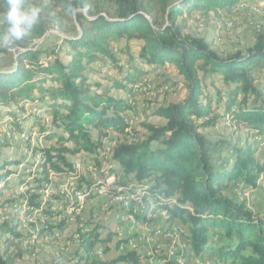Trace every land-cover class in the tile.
I'll return each instance as SVG.
<instances>
[{
	"label": "trees",
	"instance_id": "obj_1",
	"mask_svg": "<svg viewBox=\"0 0 264 264\" xmlns=\"http://www.w3.org/2000/svg\"><path fill=\"white\" fill-rule=\"evenodd\" d=\"M240 1L24 0L25 7L42 8L41 19L13 47H0V120L8 116L21 131L28 123L31 130L38 127L45 141H55L39 149L42 159L33 164L38 168L34 185L50 182L51 172H73L76 167L69 155L108 154L104 146L108 131L124 132L130 127L125 114L132 105L109 92V87L134 98L142 76L159 67L175 66L187 86L186 97L157 108L154 114L165 118L166 124L148 125L149 135L140 141L116 144L110 152L112 159L145 195L164 196L159 205L184 226L187 254H210L223 264H264V219L246 201L228 193L236 185L255 186L264 174L256 139L264 140V85L255 75L256 69L264 67V34H258L246 52L224 56L204 37L185 33L184 22H178L195 12L221 16ZM6 9V0H0V12ZM51 27L64 36L69 48L66 59L60 51L36 44ZM94 64L116 70L121 79H106L112 86L92 79ZM214 76H221L231 88L222 105L224 115L213 113L212 97L204 88L205 79ZM222 116L249 132L243 143L208 137L205 129L217 126ZM226 151L231 152L229 160L224 159ZM15 163L19 161L0 162V189L9 186L11 175L18 174L10 167ZM18 178L29 185L24 174ZM172 197L176 198L174 207L168 206L167 199ZM27 198L33 204L32 197ZM65 222L58 226L62 229ZM17 228L5 221L0 224V235L20 236ZM101 229L96 224L82 236L84 253L73 264L82 260L84 264H141L136 251L111 260L92 257L100 243L108 250L109 237H101ZM53 230L47 223L38 233L50 237ZM123 242L118 240L116 248ZM18 257L0 248V264H16Z\"/></svg>",
	"mask_w": 264,
	"mask_h": 264
},
{
	"label": "rangeland",
	"instance_id": "obj_2",
	"mask_svg": "<svg viewBox=\"0 0 264 264\" xmlns=\"http://www.w3.org/2000/svg\"><path fill=\"white\" fill-rule=\"evenodd\" d=\"M241 3L243 6H238ZM222 13L221 16H217L213 12L208 14L195 12L184 15L178 22H184L185 33L204 37L224 56L236 51L246 52L253 46L256 36L264 34V0H242ZM1 28L2 24L0 32ZM63 39V34L51 27L45 37L36 44L42 48L56 49L61 52V57L66 59L69 48ZM30 45H34V42ZM131 48L134 52L137 50L135 45ZM93 67L96 72H91L90 77L102 81L104 85L112 86L106 79H121L116 70L102 64H94ZM255 75L258 76L257 82L264 85V67L256 69ZM205 80L204 88L212 97L213 113L224 115L222 105L231 88L222 81L221 76H214L213 80L207 77ZM182 81L177 68L166 65L140 78L135 88L138 96L134 98L128 97L124 91H115L109 87V92L125 97L132 105V109L125 114L130 127L124 132L108 131L109 137L104 139L105 151L108 154L82 153L80 158L69 155L75 164V170L70 174L51 172L50 182L45 181L41 187L34 185L38 168L33 164L42 159L39 149L55 141H45L39 135L38 127L31 130L28 123L23 124L21 131L10 123L8 116L0 120V162L19 161L10 166L18 174L11 175L8 180L9 186L0 189V224L5 221L17 224V231L20 234L15 236L9 233L3 237L0 235V248L19 255L16 264L76 263L81 253H84L82 249L80 250L82 236L96 224L102 225L101 237H109L108 250L105 251L104 243H100L93 250L92 257L106 260L116 258L122 254L121 246L126 245L134 234L135 243H140L135 251L140 255L141 264H165L167 258L175 264H223L217 262L210 254L198 258L187 254L185 247H181L182 251L172 252L169 247L172 245L170 240L173 239L166 240L164 235L173 225L179 227L180 222L171 216L167 208L159 205L161 200L165 199L164 196L145 195L144 190L135 181H128L120 172L119 164L112 159L110 153L116 144L144 139L149 135L148 125H165L167 120L155 115L154 111L172 102L182 101L186 97L188 89ZM218 98L220 104L217 103ZM205 132L210 138H228L241 143L249 133L227 116H222L217 126L209 127ZM93 135L97 136L98 132L93 131ZM256 139L257 155L264 162V140ZM230 154V151H226L223 154L224 159L229 160ZM20 174H24L29 185L20 182L18 178ZM83 178L87 181L83 182ZM115 181H124L126 184L120 186L119 182ZM88 183L96 185L89 187ZM79 191L82 192L81 195L77 194ZM118 193L124 194L125 199H114ZM228 193L237 201H246L248 208L264 219V174L260 175L255 186L236 185ZM29 196L32 197L33 204L29 202L27 198ZM143 196L150 199H145L141 206ZM167 201L168 206L176 205L175 197ZM127 202L130 209H127ZM162 210L165 214L156 215V212ZM64 219L66 222L61 229L58 225ZM47 223L54 226L50 237L38 233V230ZM81 225L88 228L84 234L76 235ZM156 230L159 233L157 236ZM182 238L185 239L184 236ZM122 239L124 242L119 249L116 248V242ZM130 251H133L130 247L123 248V253ZM84 263L82 260L81 264Z\"/></svg>",
	"mask_w": 264,
	"mask_h": 264
},
{
	"label": "clouds",
	"instance_id": "obj_3",
	"mask_svg": "<svg viewBox=\"0 0 264 264\" xmlns=\"http://www.w3.org/2000/svg\"><path fill=\"white\" fill-rule=\"evenodd\" d=\"M6 11L0 12V24L5 25L0 32V47L11 48L23 40L41 19L42 8L25 7L24 0H6Z\"/></svg>",
	"mask_w": 264,
	"mask_h": 264
},
{
	"label": "built area",
	"instance_id": "obj_4",
	"mask_svg": "<svg viewBox=\"0 0 264 264\" xmlns=\"http://www.w3.org/2000/svg\"><path fill=\"white\" fill-rule=\"evenodd\" d=\"M238 6H243V4L241 3V4H239ZM125 195L124 194H117V196H115L114 197V199H116V200H124L125 199ZM145 199H150L149 197H147V198H144V196H143V199H142V202H140L141 203V206L143 205V203H144V200ZM127 209H130V205H129V203L127 202ZM161 215V214H165L164 213V210H162L161 212H156V215ZM88 227H83V225H81V229H80V231L76 234V235H82V234H84L85 233V229H87ZM170 233H177V235L178 234H180V232L178 231V229H177V226H175V225H173V227H172V229H171V231H170ZM170 233H169V235H164L165 236V239L166 240H170ZM75 235V236H76ZM157 235H159V233H158V230H156V236ZM133 239H135V237H134V234H133ZM137 246H140V243H137ZM124 247H130V243H128V244H126V245H124V246H121V249H122V253H123V248ZM133 248V251H135V247H132ZM173 249H174V246L172 245V252H173ZM141 261V260H140ZM168 262V258H167V261H166V263ZM165 263V264H166Z\"/></svg>",
	"mask_w": 264,
	"mask_h": 264
},
{
	"label": "crops",
	"instance_id": "obj_5",
	"mask_svg": "<svg viewBox=\"0 0 264 264\" xmlns=\"http://www.w3.org/2000/svg\"><path fill=\"white\" fill-rule=\"evenodd\" d=\"M169 66H170V65H169ZM180 226L184 227L182 224H180ZM184 230H185V228H184ZM184 232H185V231H184ZM184 232H183L182 235L180 234L181 237H180V235H179V237L176 236V237L172 238L173 240H170V241H172V245L174 246V249H173V250H178V251H180V250H181V247H183V246L186 245V240H185L184 238H182V237L184 236ZM175 238H176V239H175ZM172 245H171V247H169L171 251H172ZM193 256H194V255H193ZM196 258H198V257H196Z\"/></svg>",
	"mask_w": 264,
	"mask_h": 264
},
{
	"label": "bare ground",
	"instance_id": "obj_6",
	"mask_svg": "<svg viewBox=\"0 0 264 264\" xmlns=\"http://www.w3.org/2000/svg\"><path fill=\"white\" fill-rule=\"evenodd\" d=\"M77 194H78V195H81L82 192L79 191ZM177 229H178V231L180 232V234L182 235V233L184 232V227L179 226V227H177ZM170 231H171V230H169L168 232H166L165 235H169ZM180 234L177 235V233H170V238H174V237H176V236L179 237ZM175 239H176V238H175ZM128 243H130V248L135 247V250H137V249H136L137 243H135V240H134L133 238H130L129 241L127 242V244H128ZM132 249H133V248H132ZM100 253H101V252H100Z\"/></svg>",
	"mask_w": 264,
	"mask_h": 264
}]
</instances>
